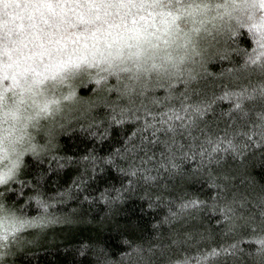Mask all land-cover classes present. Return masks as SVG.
Listing matches in <instances>:
<instances>
[{"label": "snow or ice", "instance_id": "6c2138e0", "mask_svg": "<svg viewBox=\"0 0 264 264\" xmlns=\"http://www.w3.org/2000/svg\"><path fill=\"white\" fill-rule=\"evenodd\" d=\"M241 29L251 47L239 44ZM217 58L231 66L210 71ZM89 81L93 94L81 97L77 85ZM69 104L84 123L65 112ZM76 129L83 147L61 155L58 130ZM257 145L264 150V0H0V264L25 230L64 223L53 206L73 192L103 201L105 218L128 193H143L148 208L166 204L158 237L182 217L219 229V240L212 226L182 239L170 233L176 253L133 245L121 255L134 264H154L157 248L158 264H228L245 240L264 264V194L253 206L229 197L219 171L229 154L245 157ZM108 177L96 197L82 195ZM189 182L201 186L189 191ZM13 195L23 203L5 199ZM185 244L194 254H178Z\"/></svg>", "mask_w": 264, "mask_h": 264}, {"label": "trees", "instance_id": "16d2710c", "mask_svg": "<svg viewBox=\"0 0 264 264\" xmlns=\"http://www.w3.org/2000/svg\"><path fill=\"white\" fill-rule=\"evenodd\" d=\"M250 40L251 36L247 34V29H241L239 44L243 47H251ZM229 46L236 47L235 44H229ZM231 59L232 62L238 63L241 60V54L239 52L232 53ZM226 65L231 66L227 60L221 58L209 61V69L212 72H219ZM90 84L91 86H89ZM95 87L96 85L89 81L83 85L78 84L76 91L81 97H88L93 94ZM157 93L159 94V90ZM112 94L109 93V95ZM224 106H227V102H224ZM75 108V105L69 104L65 112L73 109L69 115L75 117L80 123H84L85 121L79 116ZM100 109L102 114V105ZM57 119L61 118L57 117ZM38 135L46 139L43 131H39ZM44 139H40L39 142L43 143ZM83 139L85 138L80 135L78 129L75 130L74 136L66 131L58 130L57 150L61 155L72 154L78 147H83L82 143H76V141ZM261 151L264 150H261L257 145L256 148L245 153V157L233 158L229 154L226 158L227 163L219 169L223 175L228 177L227 183L230 187L228 196L231 197L232 193L235 192L237 198L243 197L250 206H253V201H258L259 197L264 194V158L261 156ZM26 155L31 160L30 154ZM44 167H47L46 162H44ZM111 171L115 172L114 169ZM74 174L62 175L61 185L64 184L65 180L70 183V176ZM108 181V184L92 182L88 185L89 191L82 193V195L96 197L103 188H107L113 183L111 177H108ZM174 183L180 184L182 188L185 187L179 179ZM200 186V184L189 182L186 187L187 190L192 191ZM11 187L14 188L16 185L13 184ZM49 187L55 188V183H51ZM56 190L59 189L56 188ZM153 191L155 192L154 189ZM170 191H165L164 195L167 196ZM142 195L143 193H128L127 198L122 202H117L112 212L105 218V209L102 207L103 201L83 200L73 192L72 200L64 202L60 207L53 206V211L62 215L65 222L49 225L39 233L25 230L24 243L21 246L13 247L3 264H105L108 260L114 261L116 264H134L135 256L122 257L121 255L122 253H129L133 245L143 247L146 250L149 245L164 244L168 245L173 253H176L179 245L172 243L176 236L170 233H177L182 239L183 232H198L200 228H208L209 226H212L216 231L217 240H219V229L215 228L214 220L191 221L187 217L179 218L177 221H173L171 225H163L161 229H158L161 232L158 237L153 226L165 215V211L161 209H166L167 205L160 203L156 207L148 208V200L147 198L141 199ZM172 195L178 196L180 191L178 190ZM5 199L9 203H12L13 200L23 203L14 195L5 197ZM25 211L29 214H35L28 209ZM250 243L251 254H249ZM199 247L205 248L206 243L202 242ZM255 247L254 242L243 241L242 248L244 251L242 255L235 261L229 258L228 264H259V258L254 252ZM184 248H189L193 254L195 252V248L191 244H185L180 247L178 254H183ZM160 259L159 248H157L156 255L151 257V260L154 264H158Z\"/></svg>", "mask_w": 264, "mask_h": 264}]
</instances>
